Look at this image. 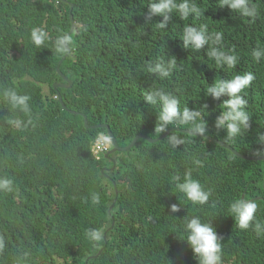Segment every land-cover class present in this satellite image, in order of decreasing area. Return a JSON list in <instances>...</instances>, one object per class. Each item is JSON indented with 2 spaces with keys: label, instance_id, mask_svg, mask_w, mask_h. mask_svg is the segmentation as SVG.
Listing matches in <instances>:
<instances>
[{
  "label": "trees",
  "instance_id": "1",
  "mask_svg": "<svg viewBox=\"0 0 264 264\" xmlns=\"http://www.w3.org/2000/svg\"><path fill=\"white\" fill-rule=\"evenodd\" d=\"M196 2L204 15L181 20L173 13L166 29H159L162 17L144 23L150 0H0V176L14 181L12 192H0V264H198L179 239L187 235L185 215L215 226L223 237L221 264H264V234L241 230L228 211L243 196L258 204L257 219L264 222V161L240 158L209 138L179 131L171 134L185 142L176 148L168 135L145 138L160 136L159 106L145 104L143 95L163 88L178 97L181 109L207 105L201 109L209 125L205 135L243 155L257 156L262 147L256 138L264 133V60L255 62L252 52L264 47V0H251L255 18L220 8L219 0ZM70 10L72 50L59 64L65 53L56 50L54 39L70 30ZM189 24L222 32L223 49L239 56L236 68L216 65L207 46L182 48ZM37 27L50 37L39 49L30 37ZM172 55L177 67L169 77L148 72L152 61ZM246 72L256 77L243 93L251 127L227 142L214 121L228 97L215 101L206 90ZM60 73L71 85L55 90V82L69 84ZM6 88L31 97L29 113L5 102ZM17 118L21 128L6 123ZM103 123L121 147L141 137L129 150L96 160L91 148L106 129L91 126ZM174 126L190 130L169 128ZM189 170L211 190L208 204L194 205L176 189L173 177ZM93 193L99 204L91 202ZM173 203L180 205L178 212H171ZM89 229L100 230L101 240H90Z\"/></svg>",
  "mask_w": 264,
  "mask_h": 264
},
{
  "label": "clouds",
  "instance_id": "2",
  "mask_svg": "<svg viewBox=\"0 0 264 264\" xmlns=\"http://www.w3.org/2000/svg\"><path fill=\"white\" fill-rule=\"evenodd\" d=\"M219 7H227L231 12H236L243 17L255 18L258 15V9L251 3V0H219ZM173 13L178 14L181 20H185L190 16H194L195 18L201 17L204 15V10L198 6L196 0H150V3L147 5V11L143 14L144 23L151 24L155 17H162V19L158 20L156 26L159 29H166L168 23L173 19ZM79 27L83 32L88 31L86 25H80ZM30 37L31 42L37 49L45 46L46 41L50 39L48 32L41 27L33 28ZM223 38V33L220 31L209 32L206 24H200L198 27L189 24L182 30V48L191 49L195 52L207 46L206 55L216 65L236 68L239 63V56L232 50L226 51L223 49ZM72 44L71 34L58 35L54 39V46L60 53L67 54L71 52ZM252 58L257 63L264 60V47L255 48L252 52ZM176 67L177 58L175 55H172L167 60L157 58L148 65L147 70L154 75H158L160 78H167ZM60 76L63 81L69 82V84L66 86L61 82H55L53 83L55 90H58L59 87H70L71 85L70 80L65 75L60 73ZM255 79L254 73L246 72L243 75L237 74L231 79L217 80L207 87L205 96H210L215 101H219L222 96L228 97L220 103L223 104L224 110L220 111L214 121V127L218 131L224 130L226 132L224 140L227 142L235 140V138L248 131L251 127V116L247 111L248 101L243 93L251 86ZM54 84H58L59 86L54 87ZM2 95L5 102L12 109H19L23 113L30 112L29 100L31 97L29 95L19 94L11 88L4 89ZM57 95L58 98H62L60 94ZM60 102L64 106L63 99ZM143 102L151 107L159 106L155 132L160 135L167 133L168 143L172 148H176L185 142L183 138L171 134L169 126L172 125H189L194 135L207 139L205 134L209 132V125L201 111L207 105L201 109L195 107L190 109L187 106L181 109L178 97L163 88H152L145 92ZM6 123L16 128L22 127V121L18 118L6 121ZM102 135H107L110 138L107 132L99 136ZM108 137H103L102 144H97L98 148L110 147L103 154L104 156L112 149V142L110 144ZM256 139L262 145V147L257 149L256 155L264 156V133H260ZM193 163L197 166H202V162L199 159H195ZM173 180L175 181L176 189L183 193L192 204L206 205L209 203V198L212 195L211 190H206L199 180L194 179L190 170L186 171L183 177L179 174L175 175ZM13 189L14 181L10 177L0 176V192H12ZM91 202L94 205L99 204L100 196L93 193L91 195ZM170 210L172 213L178 212L180 205L173 203L170 206ZM228 211L241 230L252 228L258 236L264 234V222L257 219L258 204L254 200L244 199V197L235 199L231 202ZM183 218L184 229L187 235L179 239L186 241L198 264H221L223 237L218 234L212 222H204L197 215L191 217L185 215ZM86 235L92 241H100L102 238V232L97 229H89Z\"/></svg>",
  "mask_w": 264,
  "mask_h": 264
},
{
  "label": "water",
  "instance_id": "3",
  "mask_svg": "<svg viewBox=\"0 0 264 264\" xmlns=\"http://www.w3.org/2000/svg\"><path fill=\"white\" fill-rule=\"evenodd\" d=\"M71 8H72V5H71ZM69 17H70V21H71V27H70V30L68 31L67 34H71L73 31H74V21H73V18H72V15H71V10H70V13H69ZM70 53V52H69ZM69 53L65 54L60 60H59V64L62 63L69 55ZM64 79H67L66 77H63ZM59 86L58 84H54V87H57ZM59 100L62 101V98L59 97ZM72 113H77L78 112H72ZM84 117V126L87 127L88 125V122H87V119H86V116L83 115ZM92 128H105L106 129V132L107 134L110 136L111 138V142H112V149L106 154V157H110V154L113 153V152H121V151H126V150H129L131 147H133V145L136 143V141L141 137L139 135L135 136L134 139L125 147H121L118 145L112 131L110 130V127L108 124L106 123H103V124H98V125H94V126H91ZM169 131L173 132V131H179V132H182V133H186V134H193V132L191 130H186V129H182L180 127H177V126H174V127H170L169 128ZM167 136V133H164V134H161L160 136H158L157 138L155 139H152L148 136H145L146 139L150 140V141H158V140H161V139H164L165 137ZM207 138L213 140L214 142H216L217 144L221 145L222 147L224 148H227L229 150H231L236 156L240 157V158H243V159H246V160H252V161H264V156H248V155H243L239 152H237L236 150L232 149L230 147L229 144L225 143V142H222V141H219L215 138H212V137H208ZM115 168V163L113 161V165L111 167V169L113 170ZM262 187H263V190H264V177H263V183H262ZM117 189L115 187V199L112 203V205L110 206L109 210L113 207L115 201H116V198H117ZM243 197V196H242Z\"/></svg>",
  "mask_w": 264,
  "mask_h": 264
},
{
  "label": "built area",
  "instance_id": "4",
  "mask_svg": "<svg viewBox=\"0 0 264 264\" xmlns=\"http://www.w3.org/2000/svg\"><path fill=\"white\" fill-rule=\"evenodd\" d=\"M105 136L108 137L107 135H102V136L97 137L93 143L92 154L96 159H99L101 157V155H103L105 152H107V150L110 148V147H101V148L97 147V144H102L103 137H105ZM108 139H109L110 144H111V140L109 137H108Z\"/></svg>",
  "mask_w": 264,
  "mask_h": 264
},
{
  "label": "rangeland",
  "instance_id": "5",
  "mask_svg": "<svg viewBox=\"0 0 264 264\" xmlns=\"http://www.w3.org/2000/svg\"><path fill=\"white\" fill-rule=\"evenodd\" d=\"M43 86V93L47 96V95H49V89H48V86H44V85H42ZM206 137H207V135H205ZM209 137V136H208Z\"/></svg>",
  "mask_w": 264,
  "mask_h": 264
}]
</instances>
